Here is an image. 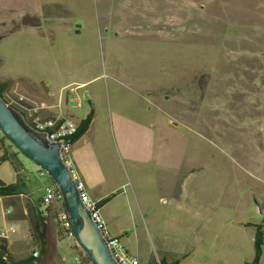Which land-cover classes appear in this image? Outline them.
Masks as SVG:
<instances>
[{
    "label": "rangeland",
    "instance_id": "374dc122",
    "mask_svg": "<svg viewBox=\"0 0 264 264\" xmlns=\"http://www.w3.org/2000/svg\"><path fill=\"white\" fill-rule=\"evenodd\" d=\"M41 1L36 14L7 23L11 12L0 0V68L29 69L55 86L71 82L65 91L84 82L66 108L75 119L93 109L75 149L91 168L95 191H119L142 219L135 199L155 197L159 179L178 177L172 191L178 196L183 180L184 221L201 225L189 239L199 234L211 247L213 258L202 260H252L260 225L264 264L257 208L264 200V0ZM14 150L0 142V156L19 164L22 190L40 195L52 178ZM0 179L15 181L11 161L0 162ZM26 200L0 196V231L13 253L35 247L31 239L24 245L21 225L9 218L22 214ZM197 211L199 219L190 220ZM131 237L139 253L155 255L158 239L143 222ZM159 237L182 242L188 235ZM73 244L65 235L60 263L76 264L82 250Z\"/></svg>",
    "mask_w": 264,
    "mask_h": 264
},
{
    "label": "crops",
    "instance_id": "0c3cea01",
    "mask_svg": "<svg viewBox=\"0 0 264 264\" xmlns=\"http://www.w3.org/2000/svg\"><path fill=\"white\" fill-rule=\"evenodd\" d=\"M3 1H5L4 6L9 8V11L11 12L9 13V15L12 16V18L7 20V23L12 22L13 19L19 21L26 13L29 15L36 14L39 7L43 3L41 0ZM44 2L50 3L51 1ZM14 7L15 12L13 13ZM9 15L7 17H9ZM19 28L37 29V26L23 25ZM33 56H36V54L33 53ZM33 63L35 64L36 62ZM70 83L71 82H68L64 85L62 84L55 86L52 85L49 81L43 82L40 77H37V75L29 69H25L24 72H13L12 70H3L0 68V84L3 86V95H5L6 100H13V95H10L8 93L16 89L26 94L30 99L37 102L44 101L49 106L48 108L40 111L41 117H66L73 119L78 124L79 121L84 117H80L77 119L73 118L69 111H67L66 105L69 101V94H74L79 97L77 91L78 89H80V86L84 82H75L76 85H74L73 88L65 91V88H67ZM84 95L89 98V95H87L86 93ZM88 100L89 102L91 101L90 98ZM77 140L72 143L71 148L72 162L77 171V177L82 183L83 188L87 192V194L92 199L98 201L99 211L106 222L107 229L111 232V234L120 236L123 239L130 253L137 255L143 263H147L148 258L153 257L156 262L162 260L164 264H200L202 262H204L205 264H211V262L206 261V259L202 260L203 258H213L211 256L210 245L207 244V242H202L203 240H201L199 234L198 236H196L197 240H195V238H193L192 240L189 239V234L191 235V232L193 233V231L197 230L201 225L184 221L183 199L185 194L182 191L184 190L183 180H181L182 186L179 187L180 194L178 193V196L174 197V193L172 191L177 183L178 177L177 179L175 177H165L157 181L159 192L155 197H146L140 203L139 199H135V201L138 202V209L140 210L141 214H143L141 207L145 209L146 214L144 218L140 219L138 217V211L133 212L134 214L130 213L131 206H126V204L128 203V199L122 194H119V191L115 193L106 188H103L102 185H100L102 189L99 190V192L95 191V180L91 176V168H89L85 164V161L82 160V153L75 149ZM53 184L55 183L53 182L51 185ZM43 193L36 196L33 193H28L27 191L22 190L20 194L15 195L27 198L25 204L23 205L22 212L24 215L26 214L27 204L36 206L37 199L41 198L43 196ZM111 194L113 195L107 201L99 204L102 199ZM131 202L134 203V201ZM167 206L174 207V212L168 214L166 211ZM40 209L42 215L47 216L45 225L43 226V250L41 252H38V248L34 246L31 247L30 250L28 249L27 243L30 239L32 241L30 234V231L32 229L31 221L20 214L19 216H14L12 220H16L21 225L22 234L24 238H26L24 245H26L27 249L23 250V245H19L18 248L15 249L14 253L18 255L21 254L22 256H19V258H22L33 252H36V255H39L40 257V262L37 264H64L62 261L60 263L57 258H60L58 248L60 247L64 238L63 226L60 222V213L63 209V206H61V204L59 203L45 205L41 202ZM134 209H136V206H133V211ZM199 214V211H197V213H193L192 217H190L189 219H199ZM137 222H143L145 231L149 234L153 233V235L157 237V243H155L152 239L155 255L151 256L146 253H139L135 249L136 245L134 241H132L131 236L133 233V226ZM184 232H186L188 238L183 239L182 242L175 241L174 239L167 241L165 237H159L160 235L171 236L173 234L176 238H178L182 237L184 235ZM70 247L79 252V249L75 246V244L70 245ZM8 248L14 257V253L11 251L10 246H8ZM79 253L80 254L78 255V257L75 258L80 261L77 262L75 260L76 264H92L83 252L80 251ZM250 261H245V263Z\"/></svg>",
    "mask_w": 264,
    "mask_h": 264
},
{
    "label": "water",
    "instance_id": "95a60500",
    "mask_svg": "<svg viewBox=\"0 0 264 264\" xmlns=\"http://www.w3.org/2000/svg\"><path fill=\"white\" fill-rule=\"evenodd\" d=\"M0 133L25 157L46 171L58 186L68 213L70 235L93 264H117L101 231L80 199L68 166L62 161L59 144L32 130L20 114L0 96ZM264 214V201L257 203Z\"/></svg>",
    "mask_w": 264,
    "mask_h": 264
},
{
    "label": "built area",
    "instance_id": "2783aa9c",
    "mask_svg": "<svg viewBox=\"0 0 264 264\" xmlns=\"http://www.w3.org/2000/svg\"><path fill=\"white\" fill-rule=\"evenodd\" d=\"M5 102L16 110L24 122L35 132L44 135L47 138V133H54V140H50L59 144V152L62 161L68 166L69 172L73 180L77 184L79 190L80 199L85 207L90 212L96 226L101 231L106 245L112 258L117 264H142L137 255L128 251L123 239L120 236L113 235L107 229L106 222L100 214L98 201L92 199L84 190L82 183L77 177V171L73 165L71 157L72 142L71 137L77 130V123L66 117H41L40 111L48 108L49 106L44 101H34L24 94H13V100H6ZM39 175L46 176L45 170L39 168ZM43 204H62V194L56 184L47 186L43 193ZM10 211V209L8 210ZM68 213L62 209L60 213V219L66 227L68 224ZM13 230V226L10 227ZM0 237H7L5 231H0ZM36 255V252L33 253ZM79 262L80 260H76Z\"/></svg>",
    "mask_w": 264,
    "mask_h": 264
},
{
    "label": "trees",
    "instance_id": "16d2710c",
    "mask_svg": "<svg viewBox=\"0 0 264 264\" xmlns=\"http://www.w3.org/2000/svg\"><path fill=\"white\" fill-rule=\"evenodd\" d=\"M2 36H0V39ZM3 86L0 84V96L3 98ZM4 99V98H3ZM93 117V110L90 109V111L86 114V116L81 119L77 125V130L71 137V142L73 143L76 141L81 135L85 133V131L88 129L89 124ZM6 141L10 144V142L0 133V142ZM15 152H12L14 156H16V153H19L18 150H14ZM4 161H11L14 171L16 173V179L12 183H5L0 179V196L3 197H9V196H15L22 192V187L25 186L24 182L22 181V178L18 175L17 167L13 160L8 156L6 152L3 153L2 156H0V162ZM113 194L105 197L102 199V201L99 202L103 203L107 201ZM43 204V198L37 199L36 206H32L30 204H27L26 206V214L24 215L22 212V216L31 221L32 229L30 231L31 238L33 243L35 244V247L38 248V252H41L43 250L44 246V239H43V226L45 225V220L47 219V216H43L41 209H40V203ZM63 206V204H61ZM10 219H13V217H9ZM60 222L63 226V232L64 236L70 235V229L69 227H66L63 225L61 219ZM263 243V233L261 230V226L257 225L255 230V235L253 239V248H254V256L250 262H246L245 264H258L260 255H261V245ZM9 243L8 240L5 237H0V264H37L40 262L39 255H34L33 253L19 258L15 259L11 252L9 251ZM76 247L79 248L77 244H75ZM37 254V253H36ZM88 258V257H87ZM88 260L91 262V260L88 258ZM92 263V262H91ZM93 264V263H92ZM147 264H164L162 260L159 262H156V260L151 257L149 258V261Z\"/></svg>",
    "mask_w": 264,
    "mask_h": 264
},
{
    "label": "bare ground",
    "instance_id": "6f19581e",
    "mask_svg": "<svg viewBox=\"0 0 264 264\" xmlns=\"http://www.w3.org/2000/svg\"><path fill=\"white\" fill-rule=\"evenodd\" d=\"M47 139L48 140H54V133H47ZM62 204H63V199H62Z\"/></svg>",
    "mask_w": 264,
    "mask_h": 264
},
{
    "label": "flooded vegetation",
    "instance_id": "af4514ba",
    "mask_svg": "<svg viewBox=\"0 0 264 264\" xmlns=\"http://www.w3.org/2000/svg\"><path fill=\"white\" fill-rule=\"evenodd\" d=\"M264 201V200H263ZM82 252V251H81Z\"/></svg>",
    "mask_w": 264,
    "mask_h": 264
}]
</instances>
